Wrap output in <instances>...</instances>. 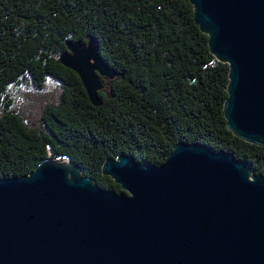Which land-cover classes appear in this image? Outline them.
Listing matches in <instances>:
<instances>
[{
	"label": "water",
	"instance_id": "1",
	"mask_svg": "<svg viewBox=\"0 0 264 264\" xmlns=\"http://www.w3.org/2000/svg\"><path fill=\"white\" fill-rule=\"evenodd\" d=\"M189 1L209 51L228 65L226 127L264 146V0ZM66 46L60 63L99 106L114 70L93 38ZM101 170L121 192L66 156L0 177V264H264V172L246 161L178 142L161 164L120 154Z\"/></svg>",
	"mask_w": 264,
	"mask_h": 264
},
{
	"label": "trees",
	"instance_id": "2",
	"mask_svg": "<svg viewBox=\"0 0 264 264\" xmlns=\"http://www.w3.org/2000/svg\"><path fill=\"white\" fill-rule=\"evenodd\" d=\"M93 38L114 78L94 106L72 69L66 43ZM228 65L209 51L189 0H0V177H18L66 156L103 189L120 154L161 164L178 142L200 143L264 172V146L226 127ZM56 96L30 125L18 108L25 92Z\"/></svg>",
	"mask_w": 264,
	"mask_h": 264
},
{
	"label": "rangeland",
	"instance_id": "3",
	"mask_svg": "<svg viewBox=\"0 0 264 264\" xmlns=\"http://www.w3.org/2000/svg\"><path fill=\"white\" fill-rule=\"evenodd\" d=\"M108 83L109 80L104 78L105 90L108 89ZM57 91L58 87L51 84L47 87V90L42 93L28 91L23 94V98L19 99L17 104L18 108L30 125L33 126L38 122L41 106L50 98L56 96Z\"/></svg>",
	"mask_w": 264,
	"mask_h": 264
},
{
	"label": "bare ground",
	"instance_id": "4",
	"mask_svg": "<svg viewBox=\"0 0 264 264\" xmlns=\"http://www.w3.org/2000/svg\"><path fill=\"white\" fill-rule=\"evenodd\" d=\"M55 160L64 165L68 164L67 160H65L64 158H56Z\"/></svg>",
	"mask_w": 264,
	"mask_h": 264
}]
</instances>
